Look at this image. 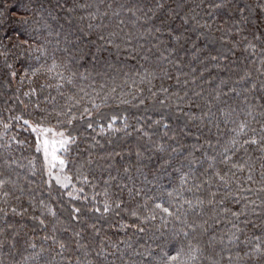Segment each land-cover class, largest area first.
Masks as SVG:
<instances>
[{"label": "snow or ice", "instance_id": "snow-or-ice-1", "mask_svg": "<svg viewBox=\"0 0 264 264\" xmlns=\"http://www.w3.org/2000/svg\"><path fill=\"white\" fill-rule=\"evenodd\" d=\"M174 2L0 0V264H264V0Z\"/></svg>", "mask_w": 264, "mask_h": 264}, {"label": "trees", "instance_id": "trees-1", "mask_svg": "<svg viewBox=\"0 0 264 264\" xmlns=\"http://www.w3.org/2000/svg\"><path fill=\"white\" fill-rule=\"evenodd\" d=\"M17 2V0H8V3L9 4H12V3H16ZM169 4H170V7H175V2H174V0H169ZM237 55L239 56L240 55V53H237ZM125 70H127V69H125ZM121 79H122V77H121ZM12 89H8V92H9V95H11L12 94ZM53 94H55V93H53ZM4 99V97H2V96H0V101H2ZM3 108V104L2 103H0V109H2ZM105 111L106 112H108V111H110L109 109H105ZM20 138L21 139H25V138H31V139H33V143H34V138L33 137H31V133L29 132V131H27V130H23V129H21L20 130ZM103 142V141H102ZM82 147H83V145H82ZM37 156H38V159L40 160V161H42V156H40V154H36ZM77 152L76 151H73L72 152V154H71V157H72V159H76L77 158ZM74 172V169L72 168V166H71V164L69 165V174H71V173H73ZM87 192H88V194H91V189H87L86 190ZM117 239H122L123 238V236H122V234L120 235V236H118V237H116Z\"/></svg>", "mask_w": 264, "mask_h": 264}]
</instances>
